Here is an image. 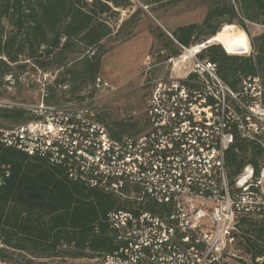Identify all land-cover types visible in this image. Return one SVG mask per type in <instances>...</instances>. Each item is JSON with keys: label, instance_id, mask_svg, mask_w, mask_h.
Instances as JSON below:
<instances>
[{"label": "built area", "instance_id": "2783aa9c", "mask_svg": "<svg viewBox=\"0 0 264 264\" xmlns=\"http://www.w3.org/2000/svg\"><path fill=\"white\" fill-rule=\"evenodd\" d=\"M175 42L182 54L168 73L147 79L137 137L118 141L88 110L44 101L33 109L38 120L1 131L5 147L63 167L71 181L122 204L108 217L116 251L76 264H264L235 237L243 219L264 218V84L252 78L235 91L200 59L210 43L191 54ZM241 143L262 156L258 170L234 177L228 154H241ZM11 177L0 162V191Z\"/></svg>", "mask_w": 264, "mask_h": 264}, {"label": "trees", "instance_id": "16d2710c", "mask_svg": "<svg viewBox=\"0 0 264 264\" xmlns=\"http://www.w3.org/2000/svg\"><path fill=\"white\" fill-rule=\"evenodd\" d=\"M183 1L0 0V89L12 82L19 83L31 71L52 74L53 88L59 89L61 95L50 86L48 91L53 94L44 99L45 104L60 108L53 101L70 94L71 98L64 101L66 106H80L85 99L82 92L94 88L100 75L102 61L108 53L105 41L119 35L129 24L134 30L142 6L155 11ZM203 2L208 8L203 23L178 29L173 34L178 44L187 48L204 44L226 25L246 29L249 22L264 26V0ZM136 7L133 15L117 29L121 12ZM131 35L129 32L127 36ZM216 44L204 48L199 57L216 65L224 83L235 91L252 78L259 77L264 84V32L251 39L250 56L229 55ZM95 118L118 141L135 138L143 132L137 130L139 123L108 122L105 112ZM38 119L35 110L26 106H0V122L13 125L3 128L0 123V162L12 168L11 179L0 191V264H11L6 262L12 255L9 251L59 260L60 264L91 261L114 253L117 242L108 217L115 209L122 208L116 198L71 181L63 167L3 144L2 130ZM238 148L241 154L234 150L228 154L231 175L237 176L249 165L258 170L260 149L244 143ZM235 237L237 246L245 253L263 256L264 218L243 219Z\"/></svg>", "mask_w": 264, "mask_h": 264}, {"label": "rangeland", "instance_id": "374dc122", "mask_svg": "<svg viewBox=\"0 0 264 264\" xmlns=\"http://www.w3.org/2000/svg\"><path fill=\"white\" fill-rule=\"evenodd\" d=\"M203 1L184 0L176 5L166 6L155 11L142 6V12L137 17L139 23L134 30L129 24L119 35L105 41L104 46L108 53L102 61L98 77L101 80V87L97 88L95 85L94 88L82 92L81 96L85 99L82 100L83 103L80 106H66L67 103L64 101L71 98L70 94L66 95L64 99L59 98L53 102L60 104L62 110L73 109L84 113L88 110L89 114H93L95 117L105 112L108 122L139 123L137 130L144 131L145 110L150 95V89L146 86L147 79L167 74L172 67L169 61L182 54L174 41L173 34L181 27L203 23L208 9ZM136 10L137 7L133 11H122L117 29ZM229 26H234L237 31L245 33L250 45L253 37L264 32V26L249 22H246V29L239 25ZM129 32H132L131 36H127ZM162 33H164L163 37L160 36ZM208 43H212V39L204 44ZM148 62L151 63L150 66L146 64ZM149 67H154V69L148 71ZM54 78L55 76L52 74L44 75L41 72L31 71L19 83L12 82L6 88L0 89V106L23 105L35 109L48 95L51 97L53 94L48 91L50 86L55 89L54 93L61 95L59 89L53 88ZM91 93H93L92 96H90ZM0 123L3 128L13 126L5 121ZM9 252L12 254L11 262L10 260L6 262L11 264H26L29 261L35 264H60V261L55 259L43 260L26 253Z\"/></svg>", "mask_w": 264, "mask_h": 264}, {"label": "bare ground", "instance_id": "6f19581e", "mask_svg": "<svg viewBox=\"0 0 264 264\" xmlns=\"http://www.w3.org/2000/svg\"><path fill=\"white\" fill-rule=\"evenodd\" d=\"M213 42L221 44L231 55H246L251 51V45L246 34L242 31H237L234 26L228 25L224 28L212 38ZM197 51V47H192L191 54H195Z\"/></svg>", "mask_w": 264, "mask_h": 264}]
</instances>
